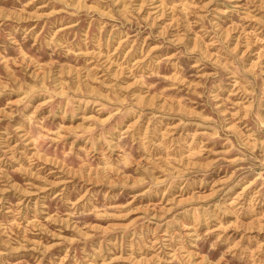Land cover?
Returning a JSON list of instances; mask_svg holds the SVG:
<instances>
[{"label": "rangeland", "instance_id": "374dc122", "mask_svg": "<svg viewBox=\"0 0 264 264\" xmlns=\"http://www.w3.org/2000/svg\"><path fill=\"white\" fill-rule=\"evenodd\" d=\"M0 264H264V0H0Z\"/></svg>", "mask_w": 264, "mask_h": 264}, {"label": "bare ground", "instance_id": "6f19581e", "mask_svg": "<svg viewBox=\"0 0 264 264\" xmlns=\"http://www.w3.org/2000/svg\"><path fill=\"white\" fill-rule=\"evenodd\" d=\"M242 40V39H241ZM252 43V42H251ZM248 47V46H247ZM252 49V48H251ZM244 54V53H243ZM262 122V121H261Z\"/></svg>", "mask_w": 264, "mask_h": 264}]
</instances>
